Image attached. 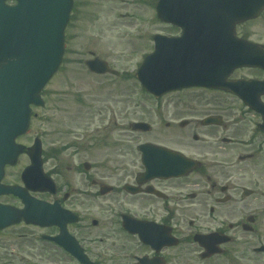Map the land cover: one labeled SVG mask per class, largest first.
I'll list each match as a JSON object with an SVG mask.
<instances>
[{"label":"flooded vegetation","instance_id":"af4514ba","mask_svg":"<svg viewBox=\"0 0 264 264\" xmlns=\"http://www.w3.org/2000/svg\"><path fill=\"white\" fill-rule=\"evenodd\" d=\"M246 23L237 25L236 32L252 39L242 28ZM263 78L264 72L253 67L238 68L231 75V79ZM186 90L224 96L231 102L226 108L224 101L199 98L197 114L177 123L180 129L195 130L166 145L193 160L182 163L188 167L184 175L145 173L138 145L154 142L150 140L127 153L111 149L115 156L104 151L97 165L88 163L86 169L83 162V170L76 167L77 177L60 178L57 169L50 170L54 189H30L20 172L16 181L8 180L13 166L6 167L4 184L20 186L34 199L54 205L66 230L62 232L59 222L34 225L23 220L6 228L37 229L31 236L34 240L21 232L22 241L13 243L20 249L19 264H264V161H256L264 148V131L258 130L261 115L223 90L188 88L166 95ZM257 98L264 102L263 94ZM129 105L131 112L148 110L137 100ZM157 105L161 109L156 111L179 119L169 102ZM174 124L166 122L165 128ZM239 149L252 150L237 153L234 161ZM21 157L28 160L25 153ZM43 158L46 164L49 157L44 153ZM161 158L164 162L168 157ZM0 202L17 209L24 206L12 194L0 196Z\"/></svg>","mask_w":264,"mask_h":264},{"label":"water","instance_id":"95a60500","mask_svg":"<svg viewBox=\"0 0 264 264\" xmlns=\"http://www.w3.org/2000/svg\"><path fill=\"white\" fill-rule=\"evenodd\" d=\"M5 1L0 0V180L4 166L13 164L25 149L15 143V138L27 130L30 105L41 104L38 93L61 62L63 30L72 5V0H16L13 6ZM262 10L264 0H158V18L180 26L183 32L175 38L154 36V50L138 68V79L156 96L186 86L207 85L234 92L244 101L254 103L249 96L251 90L264 93V81L246 82L240 89L226 76L234 67L244 64L264 69V54L234 55V49L228 47L233 37L223 39L216 28L227 27L229 34L234 35L237 23L257 17ZM250 49L260 50L261 46L250 44ZM86 65L97 73L116 74L99 58L86 61ZM223 65L226 70L222 71ZM256 108L264 121V105ZM261 127L264 128V122ZM134 128L148 130L149 125L138 122ZM40 149L36 138L27 150L31 163L22 178L27 184L46 187L49 178L42 172ZM140 149L146 172L180 175L186 169L181 164L187 161L179 153L151 143L140 145ZM158 154L168 157L163 165L152 158ZM10 192L24 198L25 208L18 211L0 204V229L21 217L28 223L54 218L52 213H44L52 211L48 205L33 204L17 188L0 184V194Z\"/></svg>","mask_w":264,"mask_h":264},{"label":"rangeland","instance_id":"374dc122","mask_svg":"<svg viewBox=\"0 0 264 264\" xmlns=\"http://www.w3.org/2000/svg\"><path fill=\"white\" fill-rule=\"evenodd\" d=\"M73 2L71 19L64 31L63 64L46 86L47 106L44 109L33 108L36 116L32 117L28 131L17 139V142L29 146L35 136L42 134V151L49 157L44 166L46 171L57 169L60 178H73L79 176L76 167L83 170V162L97 165L104 151L108 155L116 154L111 149L127 153L144 140L172 146L171 139L195 131L191 132L190 127L180 129L177 123L181 119L190 120L197 114L195 105L199 98H206L204 102L209 98L224 101L229 108L231 100L224 96L186 90L170 93L160 102L163 105L169 102V108H174L172 113H178L179 119L156 111L161 106L153 101V97L141 88L135 78V71L143 57L152 50V35L177 32L173 26L157 19L156 0ZM242 28L250 32L254 39L264 41V13ZM93 54L107 61L119 75H98L89 71L84 61ZM134 100L144 104L148 110L131 112L129 104ZM173 103L178 105L175 107ZM151 108L155 112L150 111ZM141 119L151 125L149 132L131 128L132 122ZM166 122L175 123L174 128H165ZM248 150L252 149L236 151L234 161H237V153ZM259 160L264 161V148L256 161ZM27 163V158L21 157L18 164L8 170V180L16 181L17 172ZM36 231V228L25 225L0 231V264H19L20 249L13 243L22 241L19 233L24 232L33 239V232Z\"/></svg>","mask_w":264,"mask_h":264}]
</instances>
